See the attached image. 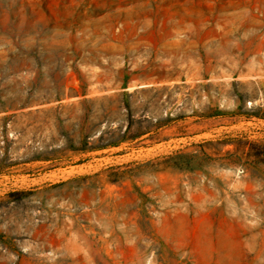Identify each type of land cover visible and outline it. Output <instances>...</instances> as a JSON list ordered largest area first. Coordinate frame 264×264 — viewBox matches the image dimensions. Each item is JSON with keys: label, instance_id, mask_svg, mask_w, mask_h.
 <instances>
[{"label": "rangeland", "instance_id": "obj_1", "mask_svg": "<svg viewBox=\"0 0 264 264\" xmlns=\"http://www.w3.org/2000/svg\"><path fill=\"white\" fill-rule=\"evenodd\" d=\"M0 264H264V0H0Z\"/></svg>", "mask_w": 264, "mask_h": 264}, {"label": "crops", "instance_id": "obj_2", "mask_svg": "<svg viewBox=\"0 0 264 264\" xmlns=\"http://www.w3.org/2000/svg\"><path fill=\"white\" fill-rule=\"evenodd\" d=\"M211 213L207 211L194 210L179 213L174 217V229L181 238L186 240V244L191 247L212 246L218 247L224 245H232L241 247L240 254H244V247L246 245H258L260 239L255 238L253 234L245 237L246 225L243 222L236 220V217L230 219L231 225L229 227L222 226L221 224L213 225L203 222L206 216ZM224 216L218 217L222 219ZM249 229V227L247 228Z\"/></svg>", "mask_w": 264, "mask_h": 264}]
</instances>
